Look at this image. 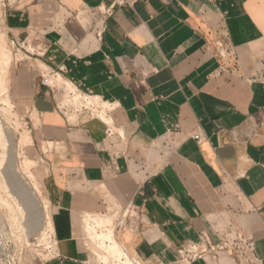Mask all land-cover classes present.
<instances>
[{
    "label": "crops",
    "instance_id": "crops-1",
    "mask_svg": "<svg viewBox=\"0 0 264 264\" xmlns=\"http://www.w3.org/2000/svg\"><path fill=\"white\" fill-rule=\"evenodd\" d=\"M114 1L6 9L8 37L33 50L13 89L49 168L55 251L37 264H264V0H140L106 15ZM46 70L107 119L62 113ZM129 206L142 218L121 224ZM189 247L206 253L186 259Z\"/></svg>",
    "mask_w": 264,
    "mask_h": 264
},
{
    "label": "rangeland",
    "instance_id": "rangeland-1",
    "mask_svg": "<svg viewBox=\"0 0 264 264\" xmlns=\"http://www.w3.org/2000/svg\"><path fill=\"white\" fill-rule=\"evenodd\" d=\"M15 3L16 0H0V43L11 57L9 64L3 66L4 70L0 66V75L4 79V87L0 88V264H37L39 259H48L55 251L54 244L51 251L46 249L49 235L54 236L52 205L43 189L49 168L34 145L30 119L36 125V117L31 114L30 105L20 91L13 89L17 69L28 59L25 50L8 37L4 25L6 9ZM26 49L33 51L30 45ZM27 160L32 161L29 167ZM12 175L17 182L28 183L30 187L27 178L32 175L40 195L27 192L25 198L12 191L8 181ZM92 219H84L87 227H91ZM111 225L104 229L112 231L114 224ZM90 247L100 261L106 256L101 242L94 241ZM112 261L115 259L109 258L106 263Z\"/></svg>",
    "mask_w": 264,
    "mask_h": 264
},
{
    "label": "built area",
    "instance_id": "built-area-1",
    "mask_svg": "<svg viewBox=\"0 0 264 264\" xmlns=\"http://www.w3.org/2000/svg\"><path fill=\"white\" fill-rule=\"evenodd\" d=\"M140 0H115L112 4V6L106 11V15H111L114 10L118 7H134ZM15 44L19 45L21 49L25 50L27 52V44L25 42H14ZM50 78H56V81L54 85L49 84ZM61 83V84H60ZM43 84L50 87L53 91H56V93H59L62 95L63 98L59 104V109L64 114H68L70 112H78V111H91L93 115H95L98 118H101L102 116L106 118V114L104 113V109L101 108V104L98 101L96 105L91 104V97H89L86 94H83L82 92L78 91L76 88H73L71 86H68L63 82V79L61 76H57L55 73L51 72L50 70H46L45 76L43 77ZM107 119V118H106ZM109 126L107 129L108 136L114 135V130L112 127H110V124L107 123ZM195 139L197 141H202V136L196 135ZM134 219L135 221H140L142 218L141 213L139 210L134 206H129L128 209L124 212V218L122 219L121 224H125L126 219ZM124 221V222H123ZM48 247L47 250L52 249V245L54 244L55 237L53 235H49L48 238ZM206 253V250H200L197 247H189L182 251V254L186 259L193 260L201 257ZM131 264H137L135 261H131Z\"/></svg>",
    "mask_w": 264,
    "mask_h": 264
},
{
    "label": "bare ground",
    "instance_id": "bare-ground-1",
    "mask_svg": "<svg viewBox=\"0 0 264 264\" xmlns=\"http://www.w3.org/2000/svg\"><path fill=\"white\" fill-rule=\"evenodd\" d=\"M1 36V35H0ZM11 61V57H10V55H9V53H8V51L7 50H5L3 47H2V45H1V43H0V66H2V69L4 70V65L5 66H7L8 64H9V62ZM6 72H7V67H6ZM3 81H4V79H3V76H1L0 75V88L2 89L3 87H4V84H3ZM56 81V79L55 78H50L49 79V84H55L54 82ZM58 81H60V80H58ZM100 99V98H99ZM100 101V100H99ZM98 103V99L97 98H95V99H91V104H94V105H96ZM12 104V103H11ZM25 138H28V137H25ZM25 138H24V140H25ZM30 138V137H29ZM28 139H26V141H27ZM25 141V142H26ZM28 161V160H27ZM32 164V161L31 160H29L28 161V163H27V167H29L30 165ZM24 172V171H23ZM26 175V174H25ZM27 176V175H26ZM25 176V177H26ZM9 178V177H8ZM28 180H29V183L31 184V187L28 185V183H19V182H17V180H16V178H15V176H11L10 177V180H8V181H10V184H11V186L13 187V189H12V191H16L20 196H23V197H25V196H27L28 194H27V192H30L31 194H35V195H40V192H38V189H37V187H36V185L33 183V181H34V177L32 176V175H29V177L27 178ZM26 194V195H25ZM18 195V196H19ZM26 198V197H25ZM25 200V199H24ZM26 207V206H25ZM30 215H31V217L32 216H34V210L32 211V213L30 212ZM102 218V217H101ZM100 218V219H101ZM99 219V218H98ZM108 219H111V218H107V219H105V221L106 220H108ZM103 219H102V221H95L98 225H102V226H106L107 225V223H106V225H104L103 224ZM110 221V220H109ZM108 222V221H107ZM111 222V221H110ZM94 236L95 237H98V239L99 240H106L107 239V236H104V235H98L96 232H94ZM117 246L115 247V245L113 246V247H108L107 248V250H108V252H109V254L110 255H112L114 258H115V256H116V254L117 253H120V252H117V249H119V248H117ZM119 251V250H118ZM122 254H124V253H122ZM120 256V255H119ZM117 257V256H116ZM119 260H121V258L120 259H118V261Z\"/></svg>",
    "mask_w": 264,
    "mask_h": 264
}]
</instances>
